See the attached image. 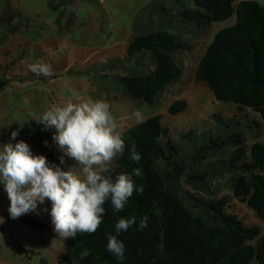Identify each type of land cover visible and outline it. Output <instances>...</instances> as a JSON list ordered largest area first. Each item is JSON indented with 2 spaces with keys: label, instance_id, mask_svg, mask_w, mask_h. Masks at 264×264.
<instances>
[{
  "label": "rangeland",
  "instance_id": "obj_1",
  "mask_svg": "<svg viewBox=\"0 0 264 264\" xmlns=\"http://www.w3.org/2000/svg\"><path fill=\"white\" fill-rule=\"evenodd\" d=\"M184 6L196 4L194 0H0V146L23 140L32 153L50 151L60 157L52 138L55 129L45 128L37 119L51 104L75 103L78 98L107 101L120 132L137 123L136 111L143 118L161 113L160 122L173 142L196 154L194 167L203 170L228 159L231 146L226 143L235 132H241L248 144L264 141V126L253 108L216 98L207 83L194 75L208 42L216 30L235 22V12L199 28L176 15ZM156 28L178 35L191 46L173 53L175 62L183 65L181 77L168 83L154 104H148L129 97L119 78L142 74L154 65L148 50L128 55L126 47L134 34ZM61 46L63 52L58 51ZM37 60L51 64V77L30 71L29 65ZM174 98H184L187 105L171 114L167 106ZM12 131L18 135L10 141ZM64 160L56 166L66 171L75 165L71 158ZM230 174L227 165L216 164L208 175L211 186L219 185L221 193H228V210L264 232V219L233 196ZM9 204L0 184V264L57 262L67 238L53 230L51 202H37L36 210L26 214L47 221L38 228L21 217L10 218Z\"/></svg>",
  "mask_w": 264,
  "mask_h": 264
},
{
  "label": "trees",
  "instance_id": "obj_2",
  "mask_svg": "<svg viewBox=\"0 0 264 264\" xmlns=\"http://www.w3.org/2000/svg\"><path fill=\"white\" fill-rule=\"evenodd\" d=\"M234 1L194 0L196 6H184L175 13L200 28L235 12V22L216 30L208 42L196 64L195 79L205 81L216 98L253 108L264 126V3ZM190 46L163 28L134 34L126 53L148 50L155 63L142 74L120 76L128 96L154 104L163 88L182 75L183 65L175 62L173 53ZM186 105L184 98H174L167 110L174 114ZM160 118L161 113H152L142 122L127 126L121 132L125 152L108 165L110 171L105 173L114 179L139 168L142 177L133 179L137 187L143 186V192H134L120 212L114 210L110 200L106 201L103 223L95 233L67 238L58 261L47 263L41 259L42 263L264 264V232L257 224H246L228 210V193H221L219 185L211 186L208 176L216 164L227 165L233 196L245 201L264 219V141L248 144L241 132H235L230 136L231 142L226 143L231 146L228 159L213 162V166L203 170L194 167L198 162L196 154L173 142ZM160 136L162 141L158 140ZM133 144L141 156L139 162L129 159ZM33 154L45 156L50 165L56 166L60 161L50 151ZM189 207H197L198 211ZM144 216L148 217V227L139 230L137 226ZM20 217L37 228L47 224L33 215ZM130 217H135L136 223L118 236L125 246L124 260L120 261L107 251L106 237L115 235V224L120 218ZM85 249L89 254L80 259Z\"/></svg>",
  "mask_w": 264,
  "mask_h": 264
},
{
  "label": "clouds",
  "instance_id": "obj_3",
  "mask_svg": "<svg viewBox=\"0 0 264 264\" xmlns=\"http://www.w3.org/2000/svg\"><path fill=\"white\" fill-rule=\"evenodd\" d=\"M69 11L73 9L69 6ZM61 46L58 51L63 52ZM36 75L51 77V64L37 60L29 65ZM136 121L142 122L140 111L133 113ZM45 128H54L53 141L64 157L71 158L75 165L66 171L50 165L43 155H34L23 140L0 146V184H3L10 201L8 212L12 219L34 212L37 202H51V223L54 232L64 239L75 238L78 233L93 234L103 223L104 203L110 200L115 211H123L134 192H143L137 187L133 176L142 177V170L135 168L132 174H118L113 179L105 175L108 165L125 152L122 133L111 105L102 99L78 98L77 102L51 104L37 119ZM18 131H12L10 141ZM46 143V142H45ZM129 159L139 162L140 154L135 144L129 149ZM0 223L3 219L0 218ZM136 223L135 217L120 218L115 224V235L108 234L106 249L120 261L124 260L125 246L118 236ZM138 229L148 227V217L140 219ZM2 236V234H0ZM88 250L80 253V259L88 256Z\"/></svg>",
  "mask_w": 264,
  "mask_h": 264
}]
</instances>
